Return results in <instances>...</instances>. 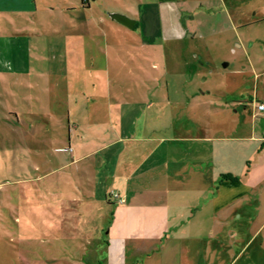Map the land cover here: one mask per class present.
<instances>
[{
	"label": "rangeland",
	"instance_id": "1",
	"mask_svg": "<svg viewBox=\"0 0 264 264\" xmlns=\"http://www.w3.org/2000/svg\"><path fill=\"white\" fill-rule=\"evenodd\" d=\"M59 1L0 0V264L104 256L106 224L87 228L74 202L92 175L58 169L71 150L53 149L69 129L76 143H109L114 99L144 102L184 136L245 130L264 100V0H89L70 15ZM68 114L86 117L76 134ZM181 248L166 253L192 255Z\"/></svg>",
	"mask_w": 264,
	"mask_h": 264
},
{
	"label": "crops",
	"instance_id": "2",
	"mask_svg": "<svg viewBox=\"0 0 264 264\" xmlns=\"http://www.w3.org/2000/svg\"><path fill=\"white\" fill-rule=\"evenodd\" d=\"M58 4L68 15L91 7L89 0ZM114 102L109 143H76L69 129L67 146L53 149L71 150L58 169L92 175L74 202L87 228L101 218L107 226L99 264H264V113L256 109L264 100L250 102L249 128L216 134L204 127L195 136L170 132L159 114L146 117L138 110L144 102ZM80 118L68 114L74 134ZM177 243L192 255L167 254Z\"/></svg>",
	"mask_w": 264,
	"mask_h": 264
},
{
	"label": "water",
	"instance_id": "3",
	"mask_svg": "<svg viewBox=\"0 0 264 264\" xmlns=\"http://www.w3.org/2000/svg\"><path fill=\"white\" fill-rule=\"evenodd\" d=\"M110 18H111V20L115 21L119 25H121V26H123L129 30H133L135 27V21L130 20L129 18H127L123 15L112 14V15H110Z\"/></svg>",
	"mask_w": 264,
	"mask_h": 264
},
{
	"label": "built area",
	"instance_id": "4",
	"mask_svg": "<svg viewBox=\"0 0 264 264\" xmlns=\"http://www.w3.org/2000/svg\"><path fill=\"white\" fill-rule=\"evenodd\" d=\"M256 109L258 112L264 113V104H257ZM111 197L117 198V196L115 194H111ZM118 202L121 203L122 200L119 199Z\"/></svg>",
	"mask_w": 264,
	"mask_h": 264
},
{
	"label": "trees",
	"instance_id": "5",
	"mask_svg": "<svg viewBox=\"0 0 264 264\" xmlns=\"http://www.w3.org/2000/svg\"><path fill=\"white\" fill-rule=\"evenodd\" d=\"M135 27H136V24H135ZM135 27H134V29H135ZM223 179H227V180H230V181L233 180L232 178H229V177H227V176H224Z\"/></svg>",
	"mask_w": 264,
	"mask_h": 264
}]
</instances>
